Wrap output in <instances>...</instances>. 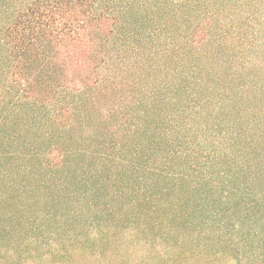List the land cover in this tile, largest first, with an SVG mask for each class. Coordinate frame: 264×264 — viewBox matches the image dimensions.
<instances>
[{
	"label": "trees",
	"instance_id": "16d2710c",
	"mask_svg": "<svg viewBox=\"0 0 264 264\" xmlns=\"http://www.w3.org/2000/svg\"><path fill=\"white\" fill-rule=\"evenodd\" d=\"M169 3L0 0V264H264V21Z\"/></svg>",
	"mask_w": 264,
	"mask_h": 264
},
{
	"label": "rangeland",
	"instance_id": "374dc122",
	"mask_svg": "<svg viewBox=\"0 0 264 264\" xmlns=\"http://www.w3.org/2000/svg\"><path fill=\"white\" fill-rule=\"evenodd\" d=\"M139 3V15H150V17H162L165 12L171 11L172 5L169 3L170 0H137ZM217 4H227L230 5V10H234L239 17H246L251 14L254 18L264 21V0H213ZM165 17V16H164ZM257 25V24H255ZM260 31H264L263 27H260ZM130 250V249H129ZM117 250L115 249L114 252ZM75 264H88L90 262L88 256L81 255L79 253L74 254ZM126 258L131 260L135 258V252H129ZM29 264H37L35 261H30Z\"/></svg>",
	"mask_w": 264,
	"mask_h": 264
}]
</instances>
